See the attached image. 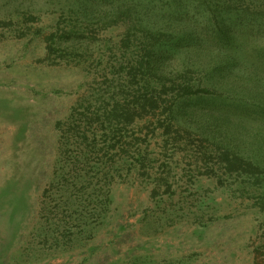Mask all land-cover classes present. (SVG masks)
Instances as JSON below:
<instances>
[{
  "label": "rangeland",
  "instance_id": "1",
  "mask_svg": "<svg viewBox=\"0 0 264 264\" xmlns=\"http://www.w3.org/2000/svg\"><path fill=\"white\" fill-rule=\"evenodd\" d=\"M144 1L152 32H243L264 79V0ZM122 2L0 0V264H264V183L226 163L264 168V102L200 74L179 97Z\"/></svg>",
  "mask_w": 264,
  "mask_h": 264
},
{
  "label": "trees",
  "instance_id": "2",
  "mask_svg": "<svg viewBox=\"0 0 264 264\" xmlns=\"http://www.w3.org/2000/svg\"><path fill=\"white\" fill-rule=\"evenodd\" d=\"M122 1H131L138 5L142 9L139 13L142 14L143 19L149 16L150 10L144 5V0ZM224 11L232 13L227 9ZM155 16L156 13H152L149 20L146 19L150 24L146 23L147 25L142 30L145 35L141 42L144 51L141 66L150 70L151 75H156L161 79L168 74L174 76L173 84L176 80L180 83L177 85L176 91L181 98L198 95L206 91L192 83L193 74H200L202 77L215 80H224V78L229 77L231 83L236 80L235 82H240L245 87H247V83L253 84V97L256 96L264 102V79L258 78L256 65L253 61V52L250 51L251 45L249 43L252 44L253 48L252 38L250 42L246 43L243 38L244 33L242 32L243 35H241L239 31L233 35L224 32L220 37L217 35L211 38L208 34L202 36L199 30L181 21H174V26H170L174 31L154 30L155 32H152L151 24L155 25L152 17ZM226 29L233 30L230 26H227ZM52 48L53 46L49 44V51ZM197 117L203 121H208L205 124L208 134L211 136L216 134L224 140H229L228 131L224 130L225 136H223L224 132L222 133V130L228 125L218 116L202 111V113L197 114ZM228 120L231 119L228 118ZM233 128L232 130L235 131ZM226 163L233 171L241 173V175L252 177L255 175L259 182L264 183V168L245 161L235 152L232 151V154L227 156Z\"/></svg>",
  "mask_w": 264,
  "mask_h": 264
}]
</instances>
